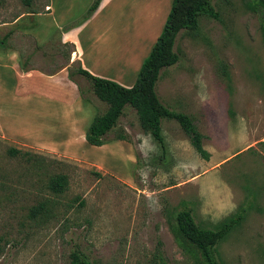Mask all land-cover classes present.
<instances>
[{
  "label": "rangeland",
  "instance_id": "rangeland-1",
  "mask_svg": "<svg viewBox=\"0 0 264 264\" xmlns=\"http://www.w3.org/2000/svg\"><path fill=\"white\" fill-rule=\"evenodd\" d=\"M93 1L31 0L27 6L23 0H0V29H33L19 31L10 46L34 53L31 65L54 70L65 64L70 46L59 42L47 13L56 10L63 29L77 28ZM170 5L171 0H112L99 14L105 23L97 27V36H103L93 55H105L106 65L108 54L126 55L138 60L139 68ZM210 5V12L199 14L195 32H179L178 61L162 69L156 84L164 104L192 116L209 159H202L179 124L166 118L161 126L168 150L162 156L129 104L105 145L76 148L79 160L0 138V264H70L74 250L91 264H150L157 249L167 264H205L193 245L175 236L169 212L190 208L201 227L216 228L220 218L206 209L211 197H201L198 186L186 181L213 159L241 149L219 173L237 193V206L249 208L216 250L221 264H264V12L254 0H210ZM90 36L83 34L81 41ZM223 63L230 79L220 72ZM130 66L128 78L136 70ZM75 79L92 118L102 114L107 104L84 77ZM55 119L61 122L60 115ZM119 132L128 140H114ZM57 174L68 181L60 193L47 187Z\"/></svg>",
  "mask_w": 264,
  "mask_h": 264
},
{
  "label": "crops",
  "instance_id": "crops-1",
  "mask_svg": "<svg viewBox=\"0 0 264 264\" xmlns=\"http://www.w3.org/2000/svg\"><path fill=\"white\" fill-rule=\"evenodd\" d=\"M111 1L102 0L92 16L81 26L67 30L63 29L64 22H60L55 16L56 10L52 5H47L50 8L48 10L53 9L47 14L51 17L54 30L59 32V42L70 44L65 64L54 70L31 65L29 60L34 53L24 55L10 46L12 37L19 31L30 34L33 29L18 25L16 29H6L5 33V29H0L1 139L35 144L49 153L80 159L77 157L79 153L76 148L85 147V144L91 145L85 139V130L89 121L93 119V114H91L90 102L83 99L78 85L69 78L68 67L71 64H78L93 75L114 80L126 87L134 84L137 78L134 75L136 72L138 74L140 69L137 68L138 60L131 61L130 58L128 60L126 55L117 54L114 57L108 54L107 65L104 62L105 55H93L97 38L103 36H97L96 32L99 30L97 27L105 23V20H100L99 14ZM16 22L17 20L13 24ZM87 32L91 33L93 38L90 36L89 41H81V36ZM129 64L131 71L136 69L130 73L133 76L131 78H128L126 73ZM58 115L61 120L59 124L55 121ZM44 139L49 140L44 141ZM242 150L213 159L211 164L191 175L186 181L198 186L201 197L206 195L211 197L212 201L206 209L214 218L219 217L222 220L241 207H245L246 210L249 208V205L237 206V193L224 180H220L219 173L223 166L243 152ZM212 158L213 156L210 160Z\"/></svg>",
  "mask_w": 264,
  "mask_h": 264
},
{
  "label": "trees",
  "instance_id": "trees-1",
  "mask_svg": "<svg viewBox=\"0 0 264 264\" xmlns=\"http://www.w3.org/2000/svg\"><path fill=\"white\" fill-rule=\"evenodd\" d=\"M27 6L31 0H23ZM102 0H94L88 7L83 19L87 20L98 8ZM264 12V0H254ZM210 0H171L169 12L166 16L160 34L153 43L148 55L141 63L137 78L132 86L126 87L118 82L89 73L80 65L68 67V76L79 87L83 99L84 91L75 79V75L84 77L91 86L93 94L107 104L106 110L96 115L85 130L87 143L101 146L110 139L106 135L116 126L123 113L125 105L129 104L136 112L141 129L149 134L160 148L162 156L167 153V145L162 132L163 118L175 120L185 133L195 152L204 160H208L210 153L204 148L203 134L198 130L191 115L175 111L164 104L157 94L156 84L162 69L174 65L178 61V53L174 50L176 37L180 31L193 33L198 29V16L201 12H210ZM35 11H27L34 14ZM66 28V27H65ZM67 30V29H65ZM70 46L69 43H65ZM23 68L25 64L23 63ZM220 72L227 79L230 73L227 66L220 65ZM232 114V110H229ZM114 140H128L124 132L114 136ZM10 153L19 152L9 149ZM67 177L57 174L50 178L47 187L54 193L62 192L67 186ZM246 208L241 207L235 213L223 218L216 224V228L201 227L195 220L190 208H182L169 212L168 220L173 219L171 228L178 239H183L193 245L200 253L205 264H221L216 246L225 236L243 220ZM70 264H91L86 256L74 250L70 254ZM150 264H167L157 249Z\"/></svg>",
  "mask_w": 264,
  "mask_h": 264
}]
</instances>
